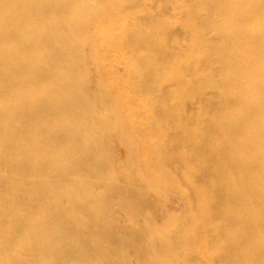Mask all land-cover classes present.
I'll return each instance as SVG.
<instances>
[{
    "label": "bare ground",
    "instance_id": "obj_1",
    "mask_svg": "<svg viewBox=\"0 0 264 264\" xmlns=\"http://www.w3.org/2000/svg\"><path fill=\"white\" fill-rule=\"evenodd\" d=\"M0 264H264V0H0Z\"/></svg>",
    "mask_w": 264,
    "mask_h": 264
}]
</instances>
